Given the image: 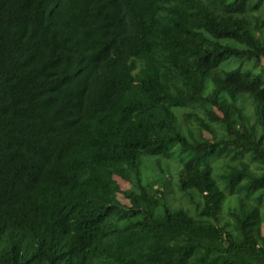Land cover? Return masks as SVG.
<instances>
[{
  "label": "trees",
  "instance_id": "1",
  "mask_svg": "<svg viewBox=\"0 0 264 264\" xmlns=\"http://www.w3.org/2000/svg\"><path fill=\"white\" fill-rule=\"evenodd\" d=\"M263 9L0 0V264H264ZM176 146L197 217L142 179Z\"/></svg>",
  "mask_w": 264,
  "mask_h": 264
},
{
  "label": "rangeland",
  "instance_id": "2",
  "mask_svg": "<svg viewBox=\"0 0 264 264\" xmlns=\"http://www.w3.org/2000/svg\"><path fill=\"white\" fill-rule=\"evenodd\" d=\"M257 17L264 19V9L260 12L255 14ZM249 17L252 22H256L254 20V16ZM241 63L240 60L233 59L220 68L219 72H228L236 68L239 64ZM261 66L264 67V60L261 62ZM252 67V66H249ZM261 67H258L256 72H260ZM248 109L251 111H254V105L252 101H249L248 103ZM179 123H183V118L185 115L188 113V111L184 109H176L175 110ZM216 126V125H215ZM216 131H220L218 127H215ZM192 130V129H191ZM188 128L183 130L185 135L192 140V137L190 133L188 132ZM193 131V130H192ZM195 131V130H194ZM193 131V132H194ZM203 135L206 139L208 140H213V136L206 132L202 131ZM196 137L198 134L194 132ZM189 159V156L185 153H183L180 149V147L176 146L174 150L172 151V157L167 160L163 158H153L152 162L154 163V166L150 168V166L144 167L141 169V175L143 182L145 184H155L156 189H163L166 192V200L169 203V205L173 209H182L190 213L191 216L197 217L198 213V204L201 202L198 197H196L195 201L191 200V195L185 194L181 191L180 189V174L181 170L183 169L184 163H186ZM239 162H242L244 164L249 165L253 170L258 171L256 168V165L251 161L249 155H246L245 158L238 160ZM223 162L213 160V177L215 181L217 182L218 186L222 191H226L225 183L223 179L221 178L222 176V169L224 167ZM134 178H137V174L134 173L132 175ZM122 189V194L118 195V200L120 203L125 206V207H131L130 200L126 197L125 192L129 191L131 189V184L125 180H118ZM149 191H153V188H149ZM195 194V193H194ZM227 209V208H226ZM226 209L224 210L223 214L225 213ZM159 217L162 215V208H159L158 212ZM262 232L264 234V224L262 225Z\"/></svg>",
  "mask_w": 264,
  "mask_h": 264
}]
</instances>
